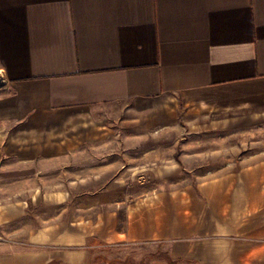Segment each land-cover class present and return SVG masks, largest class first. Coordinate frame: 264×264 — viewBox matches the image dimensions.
I'll return each mask as SVG.
<instances>
[{
	"label": "crops",
	"instance_id": "crops-1",
	"mask_svg": "<svg viewBox=\"0 0 264 264\" xmlns=\"http://www.w3.org/2000/svg\"><path fill=\"white\" fill-rule=\"evenodd\" d=\"M182 124L205 175L129 193L148 162L129 142ZM22 169L0 221L28 220V247L0 243V264H106L119 244L264 264V0H0V173Z\"/></svg>",
	"mask_w": 264,
	"mask_h": 264
},
{
	"label": "rangeland",
	"instance_id": "rangeland-1",
	"mask_svg": "<svg viewBox=\"0 0 264 264\" xmlns=\"http://www.w3.org/2000/svg\"><path fill=\"white\" fill-rule=\"evenodd\" d=\"M137 126L134 123H129L128 125H123V129L119 131H126L129 134L137 132ZM127 127V128H125ZM140 127V126H139ZM181 131H166L165 134L159 137L156 135L160 131L145 130L146 137L143 143L139 144V141H130V150L135 154L136 149H140L143 145L146 154V169L142 173H129L128 180L130 182L128 186L129 193L138 192L141 190H151L154 192L155 187H174L170 185V182L175 181H196L199 180L201 176L205 174L191 173L186 171L184 160V125L181 126ZM177 135V140L173 141L169 138ZM138 145V146H137ZM155 149V150H152ZM156 153L159 154L155 155ZM174 154L176 156V165L169 166V171L166 172L164 162L169 156ZM159 161L158 164H153L150 162ZM16 171H6L0 173V201L6 200L9 192L12 190L9 182L15 176H22L28 178V171L22 169L21 172ZM113 178L117 175L112 174ZM104 176L109 178L110 174H104ZM158 189V188H157ZM2 207V206H0ZM26 225H28V220L22 219L20 221H0V243L4 247L14 248H27L28 243L24 235H16V232H24ZM163 246L159 244H119L110 248L103 249V253L106 256H98L99 261H103L106 264H151L152 260H164L167 253L164 251ZM109 255V256H108Z\"/></svg>",
	"mask_w": 264,
	"mask_h": 264
},
{
	"label": "trees",
	"instance_id": "trees-1",
	"mask_svg": "<svg viewBox=\"0 0 264 264\" xmlns=\"http://www.w3.org/2000/svg\"><path fill=\"white\" fill-rule=\"evenodd\" d=\"M165 260L168 262V264H174L168 255H165Z\"/></svg>",
	"mask_w": 264,
	"mask_h": 264
}]
</instances>
